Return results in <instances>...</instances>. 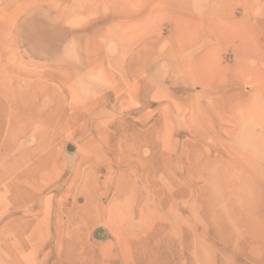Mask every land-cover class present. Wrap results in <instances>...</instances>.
Returning <instances> with one entry per match:
<instances>
[{"label": "rangeland", "instance_id": "rangeland-1", "mask_svg": "<svg viewBox=\"0 0 264 264\" xmlns=\"http://www.w3.org/2000/svg\"><path fill=\"white\" fill-rule=\"evenodd\" d=\"M0 264H264V0H0Z\"/></svg>", "mask_w": 264, "mask_h": 264}]
</instances>
